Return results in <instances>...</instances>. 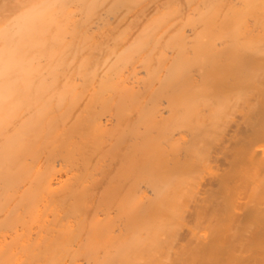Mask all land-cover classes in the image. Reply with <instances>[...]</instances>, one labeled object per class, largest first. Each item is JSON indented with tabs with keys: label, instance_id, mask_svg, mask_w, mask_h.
I'll return each mask as SVG.
<instances>
[{
	"label": "bare ground",
	"instance_id": "6f19581e",
	"mask_svg": "<svg viewBox=\"0 0 264 264\" xmlns=\"http://www.w3.org/2000/svg\"><path fill=\"white\" fill-rule=\"evenodd\" d=\"M0 264H264V0H0Z\"/></svg>",
	"mask_w": 264,
	"mask_h": 264
}]
</instances>
